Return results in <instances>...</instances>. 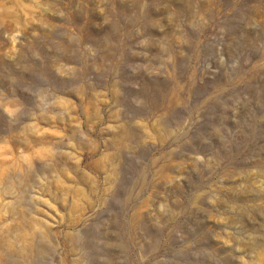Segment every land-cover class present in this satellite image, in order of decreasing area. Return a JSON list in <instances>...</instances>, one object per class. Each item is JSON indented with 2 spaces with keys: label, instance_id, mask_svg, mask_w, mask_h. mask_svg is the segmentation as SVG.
I'll list each match as a JSON object with an SVG mask.
<instances>
[{
  "label": "rangeland",
  "instance_id": "1",
  "mask_svg": "<svg viewBox=\"0 0 264 264\" xmlns=\"http://www.w3.org/2000/svg\"><path fill=\"white\" fill-rule=\"evenodd\" d=\"M0 264H264V0H0Z\"/></svg>",
  "mask_w": 264,
  "mask_h": 264
}]
</instances>
